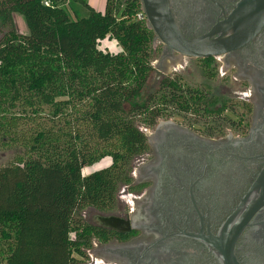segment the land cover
Returning <instances> with one entry per match:
<instances>
[{
	"label": "trees",
	"instance_id": "trees-1",
	"mask_svg": "<svg viewBox=\"0 0 264 264\" xmlns=\"http://www.w3.org/2000/svg\"><path fill=\"white\" fill-rule=\"evenodd\" d=\"M140 9V0H106L103 12L86 0H0V145L29 153L0 168V264H87L93 241L111 232L81 214L116 207L148 150L138 123L151 128L169 108L220 115L174 79L145 95L154 33L136 19Z\"/></svg>",
	"mask_w": 264,
	"mask_h": 264
},
{
	"label": "flooded vegetation",
	"instance_id": "flooded-vegetation-1",
	"mask_svg": "<svg viewBox=\"0 0 264 264\" xmlns=\"http://www.w3.org/2000/svg\"><path fill=\"white\" fill-rule=\"evenodd\" d=\"M167 2L186 39L236 44L192 59L206 70L204 93L175 80L222 118L194 109L205 121H193L178 110L141 130L148 150L121 187L125 204L119 192L111 212L94 210L118 220L117 229L93 224L111 238L95 239L90 251L97 264H264V0ZM160 46L161 86L167 67L185 57ZM218 77L224 86L214 85Z\"/></svg>",
	"mask_w": 264,
	"mask_h": 264
},
{
	"label": "rangeland",
	"instance_id": "rangeland-1",
	"mask_svg": "<svg viewBox=\"0 0 264 264\" xmlns=\"http://www.w3.org/2000/svg\"><path fill=\"white\" fill-rule=\"evenodd\" d=\"M106 0H86V2L93 8H97V9H103L104 4H105ZM76 9L78 10L79 13L83 14V12L85 11L83 7H81L80 5L76 6ZM14 21V28L15 31L18 34H26L27 33V26L26 23L24 21V19L20 16V15H14L13 18ZM107 46V48L110 51H117V44L115 41H105L103 43V47ZM160 43L158 41H155L153 43V49L155 50V53H153L152 58H151V64L154 68V70H156V72H153L151 78L149 79V82L147 84V87L145 89V95H153V94H157L158 91L160 90V81H161V77L158 76V73L161 72L160 70H158V59L160 57ZM167 76L165 78L167 79H171V80H178L181 81L182 84H185V86L192 90L197 89L198 91H201L204 93V91H206L207 87H208V81L206 80V70L204 69V67L202 66V64H200V62H197L195 60L192 59H188V58H183L181 60V62H177V63H172L167 67V71H166ZM221 84L223 85V82L221 81V77H218L217 80L215 81L214 85L217 87L221 86ZM205 85V86H204ZM224 86V85H223ZM33 97V96H30ZM203 100H201L200 105H203ZM34 103L35 105L39 104L40 101L38 99H34ZM19 107V106H18ZM43 112L45 114V116L47 117L49 115L51 106L49 107V105L46 106H42ZM202 112H203V107L201 108ZM215 110H218V108H215ZM173 108H169L168 109V113L170 114V117H173ZM175 112V111H174ZM190 112L187 113H182L183 115H187L186 119H191V120H196V121H205V117L202 116L201 113H199V117L195 116V114H192ZM191 113V114H190ZM194 115V116H193ZM226 117H228V115H225ZM169 118H164V119H170ZM222 116H217L215 118V116H211L210 120L211 122H213L215 120V122H220ZM138 120H143V119H138ZM143 122V121H142ZM138 126L141 130L143 129H149L148 127L144 126L143 123H138ZM27 156H29V153L24 150V148H22L21 146H1L0 145V168H3L7 165H11L13 163L19 162L22 159L26 158ZM109 159H104L101 162H99L97 165H95L94 167H88L85 168L83 173L84 175H88L89 173H91L92 171L96 170V169H100L103 167H106L109 164ZM134 168V166H133ZM120 197H121V201L123 202V204H125L126 201V195L123 193V188L120 189ZM120 202V203H122ZM82 217L84 218V220H86L87 222L91 223V224H96V225H100V218H103L104 215L99 214L97 212H95L92 209H87L84 212H82ZM0 245H2L0 243ZM89 255V259L86 261L87 264H97L99 263V259L96 258L94 256V254L92 253V251H89L88 253Z\"/></svg>",
	"mask_w": 264,
	"mask_h": 264
},
{
	"label": "water",
	"instance_id": "water-1",
	"mask_svg": "<svg viewBox=\"0 0 264 264\" xmlns=\"http://www.w3.org/2000/svg\"><path fill=\"white\" fill-rule=\"evenodd\" d=\"M147 27L154 33V42L158 41L166 48L191 59H207L220 56L224 50L236 46H226L221 38L209 41V36L186 39L179 31L171 16L167 0H140ZM119 221L111 217L100 218L104 227L116 230ZM126 231V230H125Z\"/></svg>",
	"mask_w": 264,
	"mask_h": 264
},
{
	"label": "built area",
	"instance_id": "built-area-1",
	"mask_svg": "<svg viewBox=\"0 0 264 264\" xmlns=\"http://www.w3.org/2000/svg\"><path fill=\"white\" fill-rule=\"evenodd\" d=\"M136 19L138 21H145L146 22V17L144 15V12H143V9H142V6H141V9H140V12L137 14L136 16Z\"/></svg>",
	"mask_w": 264,
	"mask_h": 264
},
{
	"label": "crops",
	"instance_id": "crops-1",
	"mask_svg": "<svg viewBox=\"0 0 264 264\" xmlns=\"http://www.w3.org/2000/svg\"><path fill=\"white\" fill-rule=\"evenodd\" d=\"M105 5H106V1H105V4H104V7H103V9H97V8H95L97 11H101V12H103L104 11V9H105Z\"/></svg>",
	"mask_w": 264,
	"mask_h": 264
}]
</instances>
